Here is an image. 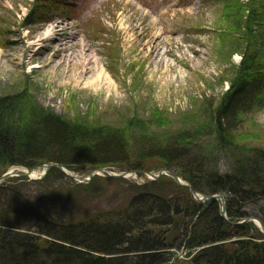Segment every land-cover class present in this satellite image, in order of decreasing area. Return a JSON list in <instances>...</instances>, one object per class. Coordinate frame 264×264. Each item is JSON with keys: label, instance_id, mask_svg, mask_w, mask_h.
<instances>
[{"label": "rangeland", "instance_id": "374dc122", "mask_svg": "<svg viewBox=\"0 0 264 264\" xmlns=\"http://www.w3.org/2000/svg\"><path fill=\"white\" fill-rule=\"evenodd\" d=\"M258 3L262 18L251 33L243 20L248 5L258 8ZM243 49L264 71V0H0V107L12 112L2 115L19 127L49 113L92 131L117 132L125 137L129 164L143 159L140 170L156 174L174 172L162 158L145 157L151 142L167 147L168 138L178 134L182 146L192 149L191 157L193 151L203 153L206 165L221 175H242L247 160L264 154V93L227 132L230 149L218 148L215 110L235 78ZM2 164L0 178L11 175L0 184L21 186L43 214L64 223L120 213L131 197L154 188V178L125 165L102 166L115 176L97 172L80 182L60 168L48 173L43 167L48 162L32 168ZM74 167L79 170L65 169L86 179L98 166ZM29 169L40 175H27ZM161 178L162 192L187 200L186 189L169 186L171 176ZM215 194L225 198L227 209L229 195ZM244 209L247 217L226 214L224 219L251 222L264 237L252 219L264 222V200L252 199ZM252 233L254 241H264ZM231 243L225 246L232 249ZM173 253L177 264H198L195 250L190 256L183 248Z\"/></svg>", "mask_w": 264, "mask_h": 264}, {"label": "trees", "instance_id": "16d2710c", "mask_svg": "<svg viewBox=\"0 0 264 264\" xmlns=\"http://www.w3.org/2000/svg\"><path fill=\"white\" fill-rule=\"evenodd\" d=\"M259 8V3L258 8L249 4L242 21L251 33L255 32L254 22L262 18ZM238 52L243 60L215 110L219 149L231 148L227 132L234 125L236 129L238 116L247 114L264 93V71L255 66L252 55L247 56L248 49ZM4 109L0 107V160L5 168L14 165L32 168L57 162L75 170H79L75 165L144 169L143 159L129 164V150L122 134L92 131L49 113L38 114L27 127L14 126L2 115L8 112L11 117L12 112ZM181 140L176 134L168 138L167 147L151 142L152 151L145 157L162 158L165 167L197 192L227 193L230 198L226 210L231 219L250 215L244 209L248 201L264 200V154L247 160L242 175H238L240 171L221 175L212 165H206L205 154L193 151L195 155L191 157L192 149L182 146ZM146 147L145 140L139 148ZM235 156L242 159L239 153ZM162 180H154L151 183L154 188L145 186L120 213L114 211L106 213L105 218L96 215L87 221L68 223L43 214L21 186H11L8 181L0 184V242H7L5 250L13 256L10 262L0 257V264H172V259L177 264L179 260L172 255L180 248L190 250L188 256L197 251L199 254L193 258L198 264H264V241H254L252 231L257 237H264L253 223L230 224L221 215L219 201L197 202L189 189L170 180L173 190H187L185 195L189 199L181 202V198L162 192L158 187ZM235 203L239 206H234ZM174 229L178 233L169 237ZM227 242H232V249L225 246ZM43 257L49 260L43 263Z\"/></svg>", "mask_w": 264, "mask_h": 264}, {"label": "water", "instance_id": "95a60500", "mask_svg": "<svg viewBox=\"0 0 264 264\" xmlns=\"http://www.w3.org/2000/svg\"><path fill=\"white\" fill-rule=\"evenodd\" d=\"M57 167V168H60L62 169V171H64L68 176L76 179V180H80L81 181H89L91 180V178L93 177L94 174H96L97 172H100L101 174L103 175H107V176H115V175H112L111 173L107 172L106 169L104 168H96L94 169L90 174H89V178H82V177H77L75 174L73 173H70L68 172L64 166L60 165V164H56V163H48V164H45L43 165V167L48 171L51 167ZM32 170L33 169H29L28 172L26 173L27 175L32 173ZM100 173H97V174H100ZM133 173H145L146 175L154 178V180H157L158 178H160L163 174L167 173L169 176H171L175 181L176 183H178L179 185L181 186H184V187H187L190 192L194 195V197L198 200V201H208V200H217V201H220L221 202V212L223 214V216H226V209H225V201H224V197L220 194H212V195H200L189 183L187 182H184L183 179H181L178 175L174 174V173H171L169 171H167L166 169H163L162 171L158 172L157 174L156 173H152V172H146V171H141V170H135L133 171ZM125 173H121V175H124ZM11 173H6L4 174L0 180H4L6 177L10 176ZM250 218V217H249ZM253 220H256V222L258 221L259 222V225L262 229V232L264 233V223L258 219L257 217H252ZM248 219H245V221H247ZM227 221L232 224V225H237L239 223H236L230 219L227 218Z\"/></svg>", "mask_w": 264, "mask_h": 264}, {"label": "bare ground", "instance_id": "6f19581e", "mask_svg": "<svg viewBox=\"0 0 264 264\" xmlns=\"http://www.w3.org/2000/svg\"><path fill=\"white\" fill-rule=\"evenodd\" d=\"M227 89H228V88H227ZM52 163H54V162H52ZM56 164H59V163L56 162ZM60 165H62V164H60ZM62 166H64V165H62ZM64 167H65V166H64ZM100 167L103 168L102 166H100ZM100 167L98 166V167H96V168H100ZM52 168H57V167H55V166H54V167H51V168L48 170V172H49ZM96 168H95V169H96ZM66 170H67V169H66ZM68 171H69V170H68ZM69 172L75 174L73 171H69ZM107 172H108V171H107ZM31 174H32L31 177H38V175H40L38 172H35V171L32 172ZM31 174H30V175H31ZM75 175H76V174H75ZM76 176L78 177V175H76ZM94 176H95V174L93 175V177H94ZM105 176H107V175H105ZM79 177H80V176H79ZM93 177H92V178H93ZM92 178H91V179H92ZM221 213H222V212H221ZM222 216H223V214H222ZM223 217H224V216H223ZM226 219H227V218H226ZM226 219H225V220H226ZM226 221H227V220H226ZM227 222H228V221H227ZM257 223L259 224L258 221H257ZM6 243H7V242H6ZM6 243H3V242L1 243V242H0V257L3 256V257H5V258L7 259L8 262H10L9 259H12L13 256H12L11 254H9V253L5 250V248H6V246H7ZM4 244H5V245H4Z\"/></svg>", "mask_w": 264, "mask_h": 264}]
</instances>
